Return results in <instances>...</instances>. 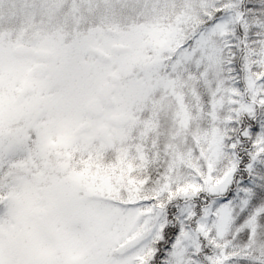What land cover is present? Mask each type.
<instances>
[{
  "label": "snow or ice",
  "instance_id": "snow-or-ice-1",
  "mask_svg": "<svg viewBox=\"0 0 264 264\" xmlns=\"http://www.w3.org/2000/svg\"><path fill=\"white\" fill-rule=\"evenodd\" d=\"M0 264H264V0H0Z\"/></svg>",
  "mask_w": 264,
  "mask_h": 264
}]
</instances>
